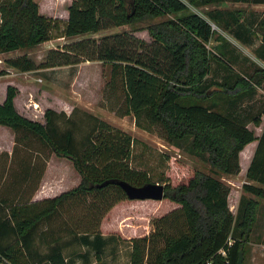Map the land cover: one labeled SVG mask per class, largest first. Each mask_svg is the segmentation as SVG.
Listing matches in <instances>:
<instances>
[{"label":"trees","instance_id":"1","mask_svg":"<svg viewBox=\"0 0 264 264\" xmlns=\"http://www.w3.org/2000/svg\"><path fill=\"white\" fill-rule=\"evenodd\" d=\"M224 2L264 4V0H71L68 17L61 21L42 14L35 0L0 1V53L54 37L71 38L62 48L51 49L40 65L20 55L7 60L10 66L28 71L74 65L82 59L108 63L111 87L120 85L125 94L122 114L132 113L136 124L143 119L159 126L169 141L190 138L191 150L203 154L209 164L208 172L196 170L186 183L164 184V197L178 207L156 219L148 235L131 239V264H243L256 202L242 196L233 214L227 201L230 187L219 176L238 174L239 152L257 140L245 173L249 182L242 189L264 197V124L259 136L247 127L249 122L261 123L264 101L254 113L250 108L256 105L241 109L264 81V12L221 7ZM204 5L213 6L203 13L206 18L192 10ZM166 15L146 26L149 44L127 32L97 40L84 37ZM214 35L216 44L207 49ZM226 35L253 46L263 66L234 71L230 61L236 54ZM213 63L225 72L217 77L219 83L210 82ZM16 93L15 86L7 85L0 102V125L12 130L14 145L41 144L68 159L80 181L56 196L32 201L25 197V184L36 168L25 163L8 185L0 184V264H75L76 258L88 264L89 253L100 259L112 236L102 234V220L115 205L129 200L119 185L100 184L109 179L137 186L150 181L146 171L128 166L131 136L94 118L78 139L74 122L62 111L46 109L43 123L20 114L14 104Z\"/></svg>","mask_w":264,"mask_h":264},{"label":"rangeland","instance_id":"2","mask_svg":"<svg viewBox=\"0 0 264 264\" xmlns=\"http://www.w3.org/2000/svg\"><path fill=\"white\" fill-rule=\"evenodd\" d=\"M1 1V0H0ZM39 5V11L47 16L56 17L64 21L68 17V7L71 0H35ZM223 7L254 11L263 13L264 6L252 3H222ZM210 8L204 5L199 8L192 7L202 16ZM246 11V12H247ZM169 16L146 18L121 26L101 30L97 33L85 35L96 40L101 36L115 33L127 32L135 36L145 44L152 42L146 30L148 24L157 23ZM216 29V26L213 27ZM133 31V33H131ZM56 35L57 32H53ZM230 39L236 56L230 61L236 72L244 73L249 69L251 72L254 65L263 66L253 54V46L249 47ZM215 35L206 45L207 49L216 44ZM71 38L54 37L37 46L18 49L15 51L0 53V101L5 96L7 85H13L17 89L14 104L17 111L34 120L44 121V111L48 108L61 111L65 107L69 113L64 114L75 124V132L78 139H82L95 123L94 118L109 123L112 127L128 133L133 142L128 166L138 170L146 171L153 183H170L175 186L186 183L194 171H209V164L205 156L197 155L191 150L190 138L182 140H167L164 138L159 126L152 125L146 120L140 119L136 124L135 116L130 113L123 115L124 96L120 85L116 88L109 83L110 65L100 61L82 59L74 65H62L54 67L38 66L33 70L21 71L10 66L7 60L20 55H25L33 60L36 65L42 64L51 49L62 48ZM256 44V43H255ZM256 65V66H257ZM216 63H213L211 72V83L220 82L217 77L223 76ZM255 99V100H254ZM264 101V81L258 89L255 98L244 101L241 109L250 108L254 113L257 107H261ZM255 103V104H254ZM70 106V107H69ZM250 111V110H249ZM263 116V115H262ZM264 118V116H263ZM247 127L255 135L260 134L261 124L247 123ZM14 134L8 127L0 126V184L8 185L14 172L25 163L34 165L36 171L25 184V197L32 196L33 190L38 186L40 179L49 180L51 191L59 189L68 190L78 185L79 174L74 170L72 163L65 158H58L49 149L32 141L28 146L22 148L14 145ZM13 142V143H12ZM242 154L241 171L236 175L221 174L220 179L230 187L228 194V207L233 214L237 213L239 201L242 196L256 202L254 221L249 233V239L245 244V255L243 264H264V197L254 196L242 189L243 183L249 182L246 178V166L250 158L247 152L254 146L252 141ZM15 148L16 152L12 154ZM11 154H7V152ZM9 152V153H10ZM37 152V153H36ZM52 161V162H51ZM53 163L46 173L47 164ZM54 173V176L52 175ZM59 174V175H58ZM55 179V180H53ZM158 180V181H157ZM253 183V182H252ZM21 188L23 184L21 183ZM16 189L18 185L16 184ZM178 204L168 198L162 200H127L115 205L103 218L101 231L112 235L101 258L89 253L88 264H131V239L146 236L153 231V223L161 216L171 213ZM161 226V223H158ZM159 245H162V241ZM75 251L83 252L82 247H74ZM75 264H82V258H76Z\"/></svg>","mask_w":264,"mask_h":264},{"label":"water","instance_id":"3","mask_svg":"<svg viewBox=\"0 0 264 264\" xmlns=\"http://www.w3.org/2000/svg\"><path fill=\"white\" fill-rule=\"evenodd\" d=\"M107 183L119 185L125 192L129 200H162L164 198V184L146 182L142 185H133L121 179H109L100 184V186Z\"/></svg>","mask_w":264,"mask_h":264},{"label":"crops","instance_id":"4","mask_svg":"<svg viewBox=\"0 0 264 264\" xmlns=\"http://www.w3.org/2000/svg\"><path fill=\"white\" fill-rule=\"evenodd\" d=\"M225 3H231V4H234V3H243V2H234V3H232V2H225ZM254 5H260V6H264V4H254ZM213 6L212 5H210V8H212ZM221 7H223L222 5H221ZM209 8V9H210ZM214 27V25L212 24V28ZM216 29H217V27H216ZM218 30V29H217ZM231 39H233V38H231ZM234 41H236L235 39H233ZM4 98H5V96H4ZM4 98H3V100H4ZM2 100V101H3ZM2 101H0V102H2ZM70 107V106H69ZM53 110H55L56 112H61V111H64L65 113L67 112L66 111V109H65V107L63 108V109H61V111H59V110H56V109H53ZM68 113V112H67ZM69 114V113H68ZM263 116H264V114H263ZM263 116H261V129H260V133H261V130H262V127H263V124H264V118H263ZM32 120H34V119H32ZM36 121H39V122H41V123H43L44 121H42V120H36ZM1 126V125H0ZM260 135V134H259ZM259 135H256V136H259ZM12 141H13V137H12ZM254 142V146H252V148H250V150L247 152V155L246 156H248L249 158L250 157H252V154H253V152H254V150H255V147H256V144H257V140H254L253 141ZM13 143V142H12ZM251 143V142H250ZM250 143H248V144H246L245 146H244V148L246 147V149H248V147L250 146L249 144ZM242 149L240 152H239V163L241 164V152H242V154L245 152V149ZM10 152V151H9ZM9 152H7V154H11V152L9 153ZM57 157V156H56ZM59 158V157H58ZM61 158V157H60ZM250 160H251V158H250ZM250 160H248V163H247V166H246V169H247V167H248V164H249V162H250ZM52 162V161H51ZM49 163V164H47V171H46V173L50 170L49 169V167H52V165H53V163ZM241 168H242V166H240V171H241ZM52 175L54 176V173H52ZM59 175V174H58ZM53 180H55V179H53ZM51 185H50V182H49V180H46L45 181V179L43 178V180H42V178L40 179V182H39V184H38V186H36V188L33 190V193H32V196H31V200L32 201H35V200H40V199H43V198H46V197H53V196H56V195H58L59 193H61V192H63V191H65V190H62V189H59L58 191H51ZM227 201H228V198H227ZM113 210V209H112ZM102 230V229H101ZM102 234L103 235H109V234H107L105 231H102Z\"/></svg>","mask_w":264,"mask_h":264},{"label":"built area","instance_id":"5","mask_svg":"<svg viewBox=\"0 0 264 264\" xmlns=\"http://www.w3.org/2000/svg\"><path fill=\"white\" fill-rule=\"evenodd\" d=\"M222 253H224V252H222Z\"/></svg>","mask_w":264,"mask_h":264}]
</instances>
